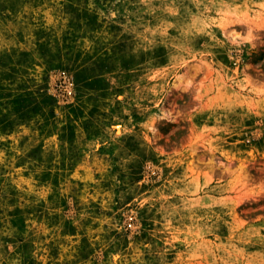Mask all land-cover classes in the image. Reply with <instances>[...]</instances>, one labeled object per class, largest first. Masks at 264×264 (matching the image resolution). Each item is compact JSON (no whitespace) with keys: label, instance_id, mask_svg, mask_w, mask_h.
Instances as JSON below:
<instances>
[{"label":"rangeland","instance_id":"374dc122","mask_svg":"<svg viewBox=\"0 0 264 264\" xmlns=\"http://www.w3.org/2000/svg\"><path fill=\"white\" fill-rule=\"evenodd\" d=\"M0 264H264V0H0Z\"/></svg>","mask_w":264,"mask_h":264},{"label":"bare ground","instance_id":"6f19581e","mask_svg":"<svg viewBox=\"0 0 264 264\" xmlns=\"http://www.w3.org/2000/svg\"><path fill=\"white\" fill-rule=\"evenodd\" d=\"M181 80V79H180Z\"/></svg>","mask_w":264,"mask_h":264}]
</instances>
